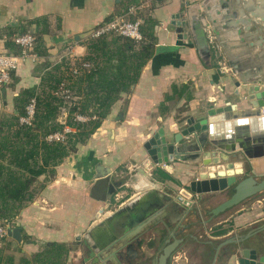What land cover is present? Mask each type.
Listing matches in <instances>:
<instances>
[{
  "label": "crops",
  "instance_id": "crops-1",
  "mask_svg": "<svg viewBox=\"0 0 264 264\" xmlns=\"http://www.w3.org/2000/svg\"><path fill=\"white\" fill-rule=\"evenodd\" d=\"M201 1L0 0V53L14 52L13 37L27 26H33L38 36L37 52L42 57L39 64L21 66L7 89L0 87V124L7 117L18 116L17 99L24 91L45 84L48 74L59 65L58 53L68 42L75 43L76 54L87 57L85 36L113 17L125 14L130 6L145 5L141 30L144 29V39L149 40L145 35L148 33L155 42L154 54L143 67L139 80L120 95L101 127L57 166L53 174L35 180L31 188L35 198L14 217L13 228L21 229V241L13 237L0 241V249L6 251L4 258H12L14 264H20L21 260H33L57 244L68 249L61 264H110L112 258L117 259L113 257L115 252L125 253L126 245L111 248L112 252L100 248L107 234L106 227L97 228L88 240L92 255L83 241L90 230L117 209L150 192H154V197L164 206L147 213L146 227L127 242L139 243L138 264H154L157 259L158 254L152 247L157 228L179 232L178 236L184 239L169 264H211L216 247L222 241L230 236H245L264 225V197H258L210 224L203 234L195 226L185 225L184 215L179 220L180 225L173 227L170 224L177 218L174 206L182 205L174 191L187 188L199 176L198 168L190 162L179 161L152 170L142 167L146 157L144 145L160 128L167 133L178 132L182 121L189 117L199 120L211 108L228 103L235 107L237 114L241 109L236 99L237 83L256 85L264 90V0H228L224 10L214 4L213 9L219 11L215 23L218 35L208 33L212 35L211 39L208 36L209 61L202 59L190 34L179 39L172 25L176 14L188 21L189 9L195 10ZM199 15L213 25L203 9ZM221 62L229 70L223 71ZM238 119L246 121V130L243 126L240 130L235 124ZM226 123L231 124L229 129ZM215 125L219 127L217 132L224 145L235 147L233 152L216 149L218 156H235L236 167L240 169L260 162L259 170L264 171V157L248 159L238 147L239 141L251 147L264 145L261 107L255 116L234 117ZM98 166L103 168L98 170ZM104 171L112 175V182H122L117 198L124 196V199L117 205L112 204L110 197L101 201L93 194L95 178ZM166 198L172 200L168 202ZM187 242L196 247L194 258L185 248ZM244 245L263 254L264 231L250 237ZM240 247L239 243L221 247L218 263L239 264Z\"/></svg>",
  "mask_w": 264,
  "mask_h": 264
},
{
  "label": "water",
  "instance_id": "water-1",
  "mask_svg": "<svg viewBox=\"0 0 264 264\" xmlns=\"http://www.w3.org/2000/svg\"><path fill=\"white\" fill-rule=\"evenodd\" d=\"M214 4L219 9L224 10L227 8L228 0H202L195 10L189 9L188 21L181 18L180 14L174 15L172 20V25L176 28L178 38L185 39L190 34L196 43L202 59L205 61L211 59L208 33L218 35L215 23L219 11L218 9H213ZM201 9L206 14H209L213 25L207 21L206 17L199 15ZM188 29L190 32L186 31ZM236 86L238 87L236 99L241 108L237 111V114L235 113V107L229 103L224 107L211 108L199 120L189 117L186 121H182L183 124H181L178 132L170 130L167 133L163 128H160L144 145L146 154L142 163V167L144 168L147 166V169L152 170L156 166L174 161L190 162L191 165L198 168L199 176L187 188H183L175 195L176 199L182 202L181 206L184 207L185 214L193 211L195 204L198 202L204 203L205 199L215 197L217 194L224 192L228 193L229 197L209 212L210 221L214 217L243 203L245 200L264 192V171L259 170L260 162L252 161L253 163L247 169L245 167L244 169H240L236 167L237 158L235 156L220 157L215 151L216 149L226 150L227 152L235 150L234 146L227 147L224 145V141L219 139L220 134L217 132L219 127L215 125L216 122L231 120L234 117L245 118L247 116H255L258 113V108L264 105V90L261 87L242 85L240 83H237ZM219 114L224 115L216 118L215 116ZM253 122L254 120H252ZM235 124L239 126L240 130L242 126L244 127L242 129H247L245 120L238 119ZM225 127L229 129L231 124L226 123ZM253 141L256 142L257 139L254 137ZM238 144V147L243 149L248 159L264 157V145L259 144L251 147L249 143L243 141H239ZM99 168L103 167L98 166V170ZM142 173H145V171L142 170ZM95 179L94 190L96 192L93 191V194L101 201H106L108 197L117 194L118 189L122 186V182H112V175L105 171L97 175ZM154 194V192H150L147 195H142L117 209L109 218L88 232L87 239L83 241L84 247L90 250L91 255L93 254L88 240L90 241V238L95 233L94 231L100 227L107 228V234L101 242L100 248H106L107 251H110L111 248L118 249L128 245L127 242L133 236L135 237L140 233L148 224V222H145L147 213H152L153 208L164 206V203L159 198L154 197ZM166 200L169 202L172 199L166 198ZM262 231H264V225L250 231L245 236L236 235L228 237L216 247L211 264H224L218 263L219 250L221 247L232 243H239L241 245L238 249L239 256L237 255L239 264H264V253H259L256 249L244 245L246 240ZM8 235L18 241L22 239L21 229L18 227L9 229ZM173 236L175 238L174 234ZM183 242V238H175L172 243L163 249L153 263L168 264L173 259L175 251L180 248Z\"/></svg>",
  "mask_w": 264,
  "mask_h": 264
},
{
  "label": "trees",
  "instance_id": "trees-1",
  "mask_svg": "<svg viewBox=\"0 0 264 264\" xmlns=\"http://www.w3.org/2000/svg\"><path fill=\"white\" fill-rule=\"evenodd\" d=\"M141 32L144 34L143 28ZM145 35L149 40L139 45L118 36L85 42L89 52L85 58L93 64L89 72L77 77L66 76L68 68L59 64L48 74L41 88L28 89L19 96L18 116L7 117L0 124L1 221L15 226L18 210L35 198L31 190L35 180L53 174L57 166L101 127L120 95L137 83L143 67L154 54V39L148 33ZM17 52L15 46L10 53ZM66 79L78 99L63 118L61 109L66 105L55 92ZM34 97L37 108L33 123L21 126L18 119L25 115V107ZM77 115L86 117L87 121H78ZM65 127L72 132L65 135L64 140L48 141L50 135L63 133ZM161 173L171 180L168 174ZM4 254L5 250L0 249V264H14L13 259L4 258ZM67 254L66 247L54 244L47 252L33 260L23 259L20 264H61Z\"/></svg>",
  "mask_w": 264,
  "mask_h": 264
},
{
  "label": "built area",
  "instance_id": "built-area-1",
  "mask_svg": "<svg viewBox=\"0 0 264 264\" xmlns=\"http://www.w3.org/2000/svg\"><path fill=\"white\" fill-rule=\"evenodd\" d=\"M145 5L130 6L125 14L118 15L112 19L104 22L98 27L92 29L86 36L85 42L98 40L104 37L118 36L130 40L135 45H139L145 41L141 32L143 21V11H145ZM133 18V19H131ZM212 38V35L209 36ZM37 40L38 36L34 27L27 26L21 33L15 35L12 39L16 46L17 53H0V87L7 89L12 83V75L21 66L30 64L36 65L42 61V57L37 52ZM58 63L64 64L68 68L66 76L77 77L84 73L89 72L93 68L91 61L75 53V43L73 41L63 48L58 53ZM221 69L223 71L229 70L227 66L221 62ZM71 89L61 84L59 89L55 92V95L64 101L66 107L61 109L62 117H66L69 107L77 100L78 97L73 95ZM37 99L31 98L25 107V115L20 116L18 123L23 126H31L36 114ZM264 114V105L261 107ZM76 119L81 122L87 121L86 117L77 115ZM72 132L68 127H65L63 133H55L50 135L48 141H62L65 139V135ZM13 226L10 222L0 220V241L8 239V230Z\"/></svg>",
  "mask_w": 264,
  "mask_h": 264
},
{
  "label": "rangeland",
  "instance_id": "rangeland-1",
  "mask_svg": "<svg viewBox=\"0 0 264 264\" xmlns=\"http://www.w3.org/2000/svg\"><path fill=\"white\" fill-rule=\"evenodd\" d=\"M63 83H64V86H66V87L68 86L67 79ZM71 91L72 92H70V93H72L71 95H73L74 91L73 90H71ZM179 186H181V185H179ZM178 193H179L178 190L174 191L175 195H177ZM258 197H264V192L259 193V194L255 195V196L249 198L248 200H245L243 203L233 207L232 209L226 211L223 214H220V215L214 217L212 220L209 221V218H210L209 212L211 211V209L214 208L215 206H217L218 204L222 203L223 201H225L228 198L227 194L225 192L221 193V194H217L215 197H212V198H209V199H205L204 203H201V202L199 203L198 202L197 204H195L194 210L190 211L187 214H185V225L186 224H190L191 226L193 225V226H195V228L199 229L200 234L201 233L203 234V231L205 229H208V226L210 224H213L217 220L222 219L230 211H233V210L239 208L242 205H246V203H250L252 200H254V199L258 198ZM123 199H124V196H122L120 198H117V194L112 195L110 197V200L112 201V204H114V205H117L118 202H120ZM179 212H181V211H179ZM181 217L182 216H180V218ZM185 248H186L187 252L191 255V258H194L193 257V256H195V251L194 250L196 249V247L191 242H187V245H185ZM1 250H3V249L1 248Z\"/></svg>",
  "mask_w": 264,
  "mask_h": 264
},
{
  "label": "flooded vegetation",
  "instance_id": "flooded-vegetation-1",
  "mask_svg": "<svg viewBox=\"0 0 264 264\" xmlns=\"http://www.w3.org/2000/svg\"><path fill=\"white\" fill-rule=\"evenodd\" d=\"M227 197H229L228 193H227ZM179 211H181V212H179ZM174 212H175V216L177 218H175V220L172 221V223L170 225L173 227H178L180 225L179 220H181L180 216H182V215L185 216V209H184V207L175 204ZM184 216H182V217H184ZM155 233H156V239H155V242H153L152 246L155 247V252H157L158 255H160V253L163 251V249L165 247H167V245L172 243L175 238H178V239L183 238L182 236H178L179 232L177 234H175V233L170 232L169 230H164V229L162 230V229L157 228V230H155ZM173 234L175 235V238H174ZM169 237H171L173 240L171 241L169 239ZM131 244H133V245H131ZM137 245H139V243L136 241H133L132 243H129L128 245H126L125 253L124 252H122V253L121 252H115V255L113 257H116L117 259L112 258L110 264H138L136 260L139 259L140 256L138 255L139 254V247ZM110 252H112V251H110Z\"/></svg>",
  "mask_w": 264,
  "mask_h": 264
}]
</instances>
